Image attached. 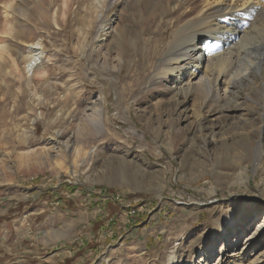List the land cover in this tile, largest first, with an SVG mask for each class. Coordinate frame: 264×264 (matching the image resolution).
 I'll list each match as a JSON object with an SVG mask.
<instances>
[{"label":"rangeland","instance_id":"rangeland-1","mask_svg":"<svg viewBox=\"0 0 264 264\" xmlns=\"http://www.w3.org/2000/svg\"><path fill=\"white\" fill-rule=\"evenodd\" d=\"M101 1L16 0L12 12L0 0V264H264V143L243 155L208 146L184 115L168 114L173 80L149 88L189 0ZM115 15L116 29L99 42ZM250 30L226 69L239 79L244 49L264 44ZM39 39L46 61L29 81L24 57ZM237 86L239 102L257 100L239 119L264 133L261 94ZM209 97L194 95L188 108L213 119L219 104ZM98 98L96 128L84 114ZM130 205L141 212L128 217Z\"/></svg>","mask_w":264,"mask_h":264},{"label":"bare ground","instance_id":"bare-ground-1","mask_svg":"<svg viewBox=\"0 0 264 264\" xmlns=\"http://www.w3.org/2000/svg\"><path fill=\"white\" fill-rule=\"evenodd\" d=\"M15 1L7 0L4 8L11 9L12 12L16 11V8H14ZM205 1H207L205 4L198 7L191 3L192 0H189L187 8L181 15L184 20H181L179 17L176 18V20H181L178 24H183V26L173 33L171 42L168 44L167 50L163 55L162 67H159L154 72L149 88L158 85L156 83L159 81L169 82V80H173L171 84H173L176 99L173 101L174 106L168 114L174 111V114L178 115V118L184 115L185 123L183 124H186V130L189 129L191 132L194 130L192 133L203 140L204 144L214 146L222 143V146L227 148L225 150L230 152L239 149L238 152L243 155V148L246 151L249 147L258 148L264 143V139L260 137L264 133L260 128H256L253 125L250 126L246 119H239L240 115L252 108L253 103L257 100L248 96L252 100L251 104L249 103L250 105H247V102V104L239 102L235 97L236 89L237 87L239 88L237 84H245L246 87L254 85L252 87L253 94H261L257 104H260L259 107L264 111V78H260L256 75L257 73H253V71L257 72L254 67H259L261 77H264V44L255 41L250 43L253 44L252 47L244 49V52L247 54L246 60H243L244 70L246 71L245 73L241 72V74L246 79H239L241 78H238L239 72L232 73L226 69L232 64L233 58L243 55L241 50L245 46L243 47L242 45L252 37L250 36L252 30L249 31V28L252 27L253 31L256 30V33L258 30L264 33V27L261 28L262 25L264 26V0H214L213 3L215 5H212L208 0ZM98 2L102 1L98 0ZM65 8L68 9V6ZM17 9H19L17 10L19 14L26 15L27 17L28 13L26 9V11L18 7ZM115 18L116 15L103 25L101 30L103 35L100 34L102 39L99 42L106 43V36L110 29H116L117 23ZM55 22L56 18L54 17L53 23ZM257 23H262V25L259 26ZM255 24L256 26H253ZM248 26L250 27L248 28ZM5 27L11 33L7 32L9 35H16L14 34L15 29H12L14 26L5 25ZM42 45L40 39L36 43H31L29 45L30 53L26 54V57L22 56L27 62L25 77L29 81L34 78L33 76L37 70L43 69L44 62L46 61L44 60L45 54L42 52ZM261 50L262 52H259L258 56L253 57L252 54L254 52ZM17 66H14L15 71L20 73L21 71ZM194 95H201L202 99L211 96L213 103L219 104L220 107L218 106L219 109L216 111L213 119H208L200 110H190L188 108L187 104ZM103 108L102 98H98L90 104L88 112L84 114V119L92 122L98 128L99 124L103 125ZM187 118H190V120ZM222 122L224 123L221 127L219 123ZM219 135H221V139H218ZM83 151V147L76 144L74 148L75 155L80 157V155L84 154ZM228 157H230L229 154L224 157L225 163ZM244 172L246 171L241 173L242 176ZM232 248L238 251V256H244L245 247H241L240 245L238 247L237 243ZM223 254H225L224 257L227 255V253L222 251ZM168 264L177 263L172 258Z\"/></svg>","mask_w":264,"mask_h":264},{"label":"built area","instance_id":"built-area-1","mask_svg":"<svg viewBox=\"0 0 264 264\" xmlns=\"http://www.w3.org/2000/svg\"><path fill=\"white\" fill-rule=\"evenodd\" d=\"M106 195V194H105ZM115 198H121V196H118V194H112V195H110V194H108V195H106V197H104L103 198V202H108V201H112V200H114ZM122 200H124V198H122ZM129 207H131V214H127V216L129 217L130 215H132V212H141V210L140 209H137L136 207H132V206H129ZM109 226H107V228H108ZM103 235H104V237L105 238H109L108 237V232H105V233H103Z\"/></svg>","mask_w":264,"mask_h":264},{"label":"crops","instance_id":"crops-1","mask_svg":"<svg viewBox=\"0 0 264 264\" xmlns=\"http://www.w3.org/2000/svg\"><path fill=\"white\" fill-rule=\"evenodd\" d=\"M146 230H147V234H146V236H147V238H148V240H149V243H151V244H154L158 239H159V237H155L154 235H153V233H150L149 232V230H152V227H150V226H147L146 227ZM158 235V234H157ZM143 246H141V250L142 249H147L145 246H146V244H142Z\"/></svg>","mask_w":264,"mask_h":264},{"label":"trees","instance_id":"trees-1","mask_svg":"<svg viewBox=\"0 0 264 264\" xmlns=\"http://www.w3.org/2000/svg\"><path fill=\"white\" fill-rule=\"evenodd\" d=\"M121 198H122V197H121ZM126 201H127V200H125V199H124V200H122V203H121V202H113V201H112V202H113V204H114V203H115V204H120V205H122L123 207H125V208H126V206H125V205H127V204H128V203L126 204ZM108 202H109V201H108ZM108 202H106V203H108ZM124 203H125V204H124ZM123 209H124V208H123ZM105 213H106V212H105ZM107 218H108V216H107Z\"/></svg>","mask_w":264,"mask_h":264}]
</instances>
